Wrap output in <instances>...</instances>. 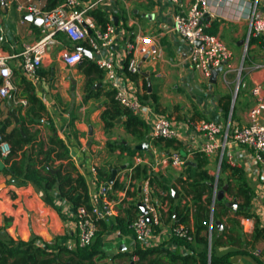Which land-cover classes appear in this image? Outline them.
I'll list each match as a JSON object with an SVG mask.
<instances>
[{"label":"crops","instance_id":"crops-1","mask_svg":"<svg viewBox=\"0 0 264 264\" xmlns=\"http://www.w3.org/2000/svg\"><path fill=\"white\" fill-rule=\"evenodd\" d=\"M22 1L24 0H0V36H4V39L0 40V53L11 55L9 64L13 70V81L18 79L17 72H22L20 54L24 46L35 42L40 37V25L24 19L26 14L18 10L17 5ZM92 1L87 0L86 4ZM181 1L182 5L179 7L172 4L170 0H116L101 4L102 9L109 17L111 16L115 20L117 16L118 25L122 23L118 28L116 44L112 47L114 51L112 58L118 67L122 69L119 77L120 85L128 88L143 103L146 115L152 113L164 114L172 120L178 131L179 149L165 147L162 144L160 146L153 145L150 141L151 127L146 122L148 133L144 141L149 142V150H143V152L133 157H130L126 152L121 154L120 150L108 151L106 144L110 140H124L130 144L139 142L134 141V136L126 132L122 121H117L112 128L106 129L101 114L106 109L107 97L105 92L109 88L104 79L103 89L99 97L85 100V75L79 71L78 63L70 64L63 58L64 51L72 53L77 49V44L63 34L59 35L58 43L50 47L44 58L40 68L42 80L34 86L36 94L46 106V112L37 124H29L28 128L30 132L39 133V140H47L52 133L48 125L50 119V124L55 126L57 134L65 140L72 150L73 160L88 182L91 178L89 170L92 166L101 169L115 165L121 167L125 164L128 166L129 161H132L135 165L143 163L153 169L158 159L173 154L175 150H178L179 154L186 155L187 160L193 161L194 151L203 150L210 142L205 134L195 126L202 120L213 121L218 124L221 129L218 134L219 140H222L229 123L231 127L248 123V111L254 102L251 88L256 82H260L264 89V50H257L252 54L251 64L247 66L245 80L242 82V85L246 84V88H241L239 95H237L233 118L230 113L229 116H226L224 104L230 97L232 106V91L235 85L232 84V70L226 75L220 73L218 82L214 84L212 89L213 96H201L193 90L195 87L208 92L210 82L209 78L204 77L200 71L195 70L187 62L191 49L190 45L173 29L174 11L179 8L182 11H188L192 3V0ZM40 2L44 6L45 0H40ZM262 12L264 13L263 10ZM218 21L217 34L221 38L224 34H230L235 44L243 47L242 31L248 23L245 20L233 23ZM125 23L127 27H124L123 24ZM233 24H238L239 29L233 30ZM138 34L160 36V46L163 53L162 57L158 59L147 57L146 60H143L145 56H142L138 62L141 70L140 74L132 75L125 70L129 56L126 47L127 43L135 40ZM256 43V41L252 43V48H256ZM104 54L111 57L109 51H105ZM256 64H262L263 66L256 67ZM233 66L235 67L234 61ZM145 73H149V76ZM146 80L147 83L151 80V90H146ZM95 85L94 88L101 86L97 85L95 87ZM22 89L23 87L20 85L15 91L20 92ZM152 91L159 99L158 111L152 106L151 98L146 96ZM12 92L14 90L6 97H2L0 94V125L9 114L10 107L7 104V98L12 95L14 106L17 107L20 104ZM14 124L17 123L14 121L8 127V131L12 129ZM91 128H93L92 134L90 133ZM29 146L25 148H30ZM219 151L220 149L208 153L210 164H212L213 157ZM225 153L227 157L233 158L235 164L246 170L249 180L250 178L253 180L251 185L255 189V195L260 196L261 202L253 200L252 208L259 216L261 224L264 225V167L255 161L252 152L244 146L231 143L226 147ZM17 158H21V152H19ZM58 163L59 161H56L55 164ZM6 166L8 165L5 162V157L0 154V226L4 227L3 232L14 239L22 240L39 236L41 239L51 242L56 236H61L65 237L61 240L66 242L74 238V235H76V217L72 206L56 195L60 213L44 201L42 191L33 183L28 182L19 185L18 182H14L11 179L14 176L12 173L6 174L2 171ZM186 170L185 167L164 166L154 169V172L159 175L162 182L171 186V191H175L174 185L182 191V186L185 184L183 180H186L189 176ZM209 172L213 174L211 169H209ZM130 173L131 168L120 169L117 174L119 182H125L126 184L125 174L128 178ZM181 178L182 181H180ZM89 189L92 190V186H89ZM157 189L160 191L159 187ZM119 192L120 190L116 189L113 195L116 196ZM160 193L166 195L164 191ZM136 197L137 192L135 193L131 189L124 203L119 206V215L127 216L130 211L134 219L139 214L140 211L137 212L135 208ZM190 200L191 196H186L182 199V203ZM158 201L160 200L158 199ZM164 202L167 203L164 210H167L168 201L165 200ZM170 225H167V230L162 236L163 240L169 239ZM254 225V219L246 222V228H243L244 232L252 233ZM120 233V230L113 229L104 236L101 248L107 254L115 249L113 247L112 249L107 248V244L114 243ZM109 236L111 237L109 238ZM260 243L264 245V241H261L257 242L254 247L256 246L258 249ZM131 244L134 245V241H131ZM122 245L127 248V244H121L120 249ZM171 245L172 243H169V246ZM233 250H237V247L223 245L216 248V253L223 255ZM257 257L251 253H234L231 256V261L233 264H264V254L258 257L260 260Z\"/></svg>","mask_w":264,"mask_h":264},{"label":"trees","instance_id":"trees-1","mask_svg":"<svg viewBox=\"0 0 264 264\" xmlns=\"http://www.w3.org/2000/svg\"><path fill=\"white\" fill-rule=\"evenodd\" d=\"M62 1L45 0L43 8L52 10ZM91 14L102 26H106L110 21L108 14L101 8L92 10ZM218 26L219 21L213 20L207 31L217 34ZM256 40L258 39L252 38L250 43H254ZM82 45L86 50L91 49L86 43H82ZM246 60L247 57L245 62ZM78 69L86 77L85 100L99 97L103 89L104 70L97 65L93 57L90 58L86 54L78 63ZM16 75H18V79L14 83L17 87L21 85L23 89L20 92L17 90L12 93L17 99H25L27 103L26 105H17L21 127L14 124L8 131V127L14 122L11 109L0 125V133L12 147L9 155L5 157L8 166L2 171L6 174L12 173L18 179L19 185L33 183L42 191L44 201L59 212L56 195L70 204L74 210L81 206L90 209V189L87 179L76 166L70 147L57 134L55 126L50 124V119L48 125L52 133L47 140H39V133L30 132L28 125L37 124L39 119L43 118L46 106L36 94L34 84L22 72H17ZM242 76H244V72ZM96 83H101V86L94 88ZM145 87L147 90V80ZM105 95L107 97L106 109L102 112L101 118L106 129L112 128L118 119H121L126 132L134 136V141H144L148 133V125L145 120L122 106L115 98L114 90L109 89ZM146 96L151 98L152 106L158 111V96L153 91ZM230 111L229 97V100L224 104L225 115L229 116ZM234 112L235 107L232 110V118ZM150 141L155 146L162 144L175 149L180 147L177 138H154ZM28 145L30 148H25ZM106 146L110 152L120 150L121 154L126 152L130 157L143 152V150L133 148L130 143H124V140H110ZM19 152H21L20 159L17 158ZM182 157L187 159L186 155H182ZM56 161L59 163L55 164ZM129 162L127 168L132 169L131 179L141 181L150 178L151 183L154 186L156 184V193L162 197L159 199L160 202L168 201V209L163 211L164 223L171 224V227L185 225L189 229L192 239L173 235L172 238L160 244H137L132 251H119L114 257L129 256V264H233L231 256L234 253L249 254L251 252L248 246H254L257 242L264 241V225L261 224L259 216L252 208L255 189L251 185L246 170L237 164H230L226 153L221 161V174L215 176L209 172L207 167L210 164L208 154L203 150L194 151V160L185 165L189 176L183 180L185 182L182 186L183 190L180 191L174 185L177 197L171 191V186L162 182L159 175L150 166L143 163L135 165L132 161ZM113 168H120V165L104 169L97 168L98 180L109 181ZM215 182L216 186H213L212 183ZM123 186L124 184L120 183L118 179L113 183L114 189H121ZM224 186H227L225 196L218 199V193ZM157 187L160 188V191ZM161 191L166 192V195H161ZM186 196H191V200L182 203V199ZM229 197H232L237 203L236 210L229 206ZM212 206L214 209L213 219L211 218ZM135 208L137 212L140 211L137 205ZM242 218H252L255 221L250 237L243 230ZM132 220L133 216L129 211L127 216L118 215L110 222L100 221L93 242L87 246L77 245L75 248L65 245L64 241H61L65 237L61 236H56L51 242H47L39 236H33L29 240L14 239L6 235L3 232L4 227L0 226V264H96L98 260L108 257V254L101 248L106 233L113 229H118L121 232L130 231L129 225ZM217 220L224 223L222 230L216 224ZM211 226L212 236L210 239ZM169 243H172V246H169ZM223 245L237 247V250L218 255L216 248ZM257 259L260 260L258 257Z\"/></svg>","mask_w":264,"mask_h":264},{"label":"built area","instance_id":"built-area-1","mask_svg":"<svg viewBox=\"0 0 264 264\" xmlns=\"http://www.w3.org/2000/svg\"><path fill=\"white\" fill-rule=\"evenodd\" d=\"M110 1L116 0H93L88 4H86L87 0H63L52 10L44 9L40 0H24L18 3L19 11L25 14L31 13L34 17L42 20L40 37L35 42L26 44L21 51L22 73L34 85L42 80L40 68L50 47L58 43L60 34L65 35L79 46L72 53L64 51L63 58L70 64H77L82 60L86 50L82 43H86L91 48L97 65L104 70V81L110 90L115 91V98L118 102L145 119L150 125V138H178V131L171 119L156 113L146 115L143 103L128 88L120 85L119 77L122 69L112 58L114 54L112 47L116 44L119 25H116L115 20L110 16V21L106 26H102L91 14L92 10L102 9L101 4ZM170 1L176 7L182 5L181 0ZM262 10L264 11V0H192L188 11L176 9L173 16V29L190 45L187 62L206 78H210L213 69L221 66L224 75H226L233 69L234 52L220 35L211 34L207 29L213 20H245L249 25L247 42L256 38L264 44V13ZM3 39L4 36H0V40ZM126 49L129 58L125 70L132 75L140 74L138 62L142 56L147 55L150 58L158 59L162 57L163 53L158 35L138 34L135 40L127 43ZM105 51H109L111 57L105 56ZM10 58L11 55L0 53V94L2 97L8 96L11 91L17 89L13 81V70L9 64ZM262 66V64H256V67ZM251 94L254 102L248 111V123L233 127L229 123L222 140L218 139L221 129L216 122L202 120L195 125L210 140L203 151L208 154L222 148L223 158L226 147L235 143L247 147L252 152L255 161L264 167V89L262 83L256 82L251 88ZM18 101L24 105L27 103L25 99H18ZM11 149L10 142L5 140L0 133V154L7 157ZM227 160L230 164L236 165L232 157H227ZM186 162L187 159L182 155L173 153L158 159L153 170L164 166L183 168L187 164ZM89 172L91 178L87 182L89 186H92L89 193L91 208L81 206L74 211L76 235L64 242L65 245L69 248H75L77 245H90L96 236L100 221L110 222L119 215V206L124 203L131 189L137 192L136 205L141 203L146 209V214L140 210L129 225L134 232V243L156 245L166 241L162 239V236L167 230V225L163 221V211L167 203L158 201L155 196L156 188L150 178L141 181L132 180L131 169L128 178L125 174L127 183L122 182L123 188L119 189V194L114 196L113 192L116 189H114L113 183L99 181L96 166H92ZM116 179L118 178L116 177ZM251 220L252 218H242V227L246 228V222ZM156 228H160V231L157 232ZM173 235L192 239L190 231L185 225L172 227L169 239ZM260 253V250L255 252L257 255Z\"/></svg>","mask_w":264,"mask_h":264},{"label":"rangeland","instance_id":"rangeland-1","mask_svg":"<svg viewBox=\"0 0 264 264\" xmlns=\"http://www.w3.org/2000/svg\"><path fill=\"white\" fill-rule=\"evenodd\" d=\"M143 22H144V20H143ZM226 22L233 23V22H236V21H226ZM121 24L119 23V27L121 26ZM123 25H124V27H127L126 23L123 24ZM230 26H231V24H230ZM239 27L240 26L238 24H236V25H234L233 30H235V29L237 30V29H239ZM248 31H249V25L244 26L243 27V31H242V37L244 38L243 47L237 46L235 44V41H234L233 37L230 36V34H228V35L224 34V36H222L223 40L228 45V47H230L231 49L235 50L234 51L235 53H234V56H233V59H232V62L233 61L235 62V67L233 66V69H232V72H231V79L233 80L232 84L236 85V86L234 85V89L232 91L233 97L235 95L238 82L241 83L243 81V79L245 77V70H246L247 66H249L251 64L252 54L257 52V50L258 51L259 50H264V44L262 42H260L259 40H256V42H257L256 43L257 44L256 48H252V43H250L251 40L249 42H247ZM244 55H245V58L247 57V60L245 62V59H244L243 68L241 69V64H242V60H243V56ZM240 70H241V75H240ZM243 72H244V76H242ZM221 74H224V72H221ZM239 92H240V90H239ZM239 92H238V95H239ZM231 110H232V108H231ZM164 116L168 117L167 115H164ZM145 122H147V121H145ZM222 139H223V137H222ZM239 146H242V145H239ZM221 153H222V148L220 149L219 152H217L216 156L213 157L212 164L207 166L208 169L212 170V172H213V174L215 176H218L219 174H221L220 173L221 169H220V164H219ZM226 156H227V154H226ZM252 181L253 180L250 178V182H252ZM155 186H156V184H155ZM160 194L163 195L162 193H160ZM155 196L158 199L162 198V197H160V195L158 193H155ZM163 196H165V195H163ZM229 199H230V201H234L232 199V197H229ZM253 200L261 202V198H260L259 195L258 196L255 195ZM253 204H254V202H253ZM170 230L172 231V227L170 228ZM156 231L157 232L160 231V228H156ZM245 234L247 236H249V237L251 235V233H246V232H245ZM110 237L111 236H109V238ZM116 239L117 240H114V243H112V244L108 243L107 244V248L112 249V247H113V248H115L114 251L108 252V257L105 258V259H102V260H98L96 262V264H129L130 263L129 256L114 257V255L117 254L119 251H124V250L132 251L137 244H141V243L140 242H136V243H134V245L131 244V241L133 242V240H134V232H133V230L121 232L119 237L116 238ZM166 241H167V239H166ZM103 242L104 241L102 240V243ZM121 244H127V248L125 247L124 249H120V245ZM101 246H102V244H101ZM249 249L251 251V254H253V256H256V257L258 256L259 257V256H261V254H264V245L261 244V243L259 244L258 249L260 251H262V252L259 255L255 254L256 250H258L256 246L255 247L254 246L253 247L250 246Z\"/></svg>","mask_w":264,"mask_h":264},{"label":"water","instance_id":"water-1","mask_svg":"<svg viewBox=\"0 0 264 264\" xmlns=\"http://www.w3.org/2000/svg\"><path fill=\"white\" fill-rule=\"evenodd\" d=\"M207 18H209L208 15H207ZM24 19L29 20V21H32L33 23H35V24H39V25L41 24V21H42L41 18L34 17L31 13H30V14H26V15L24 16ZM115 24H116V25L118 24V17H117V16L115 17ZM243 42H244V41H243ZM197 44H199V42H197ZM78 48H79V46H77V49H78ZM85 54L88 55L90 58L93 57V56H92V51H91V50H85ZM147 57H148V56L146 55V56L144 57L143 60H146ZM244 59H245V55L243 56V60H242V64H241V69L243 68ZM222 70H223V67H222V66H221V67H218V68H216V69H213V70H212V73H211V76H210V78H209V82H210V90H209L208 92H204V91H201L200 89L194 87L193 90L196 92V94L201 95V96H205V97L213 96V95H214V93H213V91H212L213 86H214V84H216V83L218 82V77H219L220 73L222 72ZM145 74L149 76V73H145ZM97 85L99 86V85H101V84L98 83V84L95 85V87H96ZM240 88H246V84H243V85L241 86V84L238 83L237 88H236L235 95H234V97H233V99H232V106H231L232 110H233V108H234L235 100H236V97H237V95H238V92H239ZM148 89H149V90L152 89V82H151V80L148 81ZM7 104H8V106H9L10 109H11V116H12L13 120L15 121V123L18 124V126H20V116H19V112H18L17 107L14 106L13 96H12V95L9 96V97L7 98ZM232 110H231V112H230V115L232 114ZM118 122H121V119H118ZM21 131H22L23 134L25 135L23 128H21ZM90 133H91V134L93 133V128H91ZM124 143H128V142H127V141H124ZM130 145H131L133 148H136V149H138V150H149V142H147V141H143V142H139V143H134V144L132 143V144H130ZM173 153H176V154H177V153H179V152H178V150H175V152H173ZM180 155H182V154H180ZM221 161H222V154H221V156H220V161H219L220 167H221ZM186 163H187V164H190V163H192V161L187 160ZM125 168H127V165H126V164H125V165H122L120 168H113V169H112L111 177H110V179H109V182H110V183H114V181L116 180V177H117V174H118L119 170H120V169H125ZM11 179H12L14 182H17V181H18V179H17L15 176H13ZM212 185H213V186H216V182H215V183H212ZM226 189H227V186H224L223 189H221V190L219 191V193H218V199H222V198L225 196V191H226ZM172 192H173L174 195L177 197V194L175 193V191L172 190ZM214 202H215V197H214ZM229 206L232 207V208H234L235 210L237 209V203H236L235 201H230V202H229ZM138 207L140 208V210H141L143 213L146 214V209L144 208V206H143L141 203L138 204ZM213 210H214V209H213V206H212V211H211V218H212V219H213ZM216 224L218 225V227H219L220 230H222V229L224 228V224H223L222 221L217 220V221H216ZM211 236H212V226H211V228H210V239H211ZM124 248H125V246L122 245V246H121V249H124ZM210 248H211V247H210Z\"/></svg>","mask_w":264,"mask_h":264}]
</instances>
